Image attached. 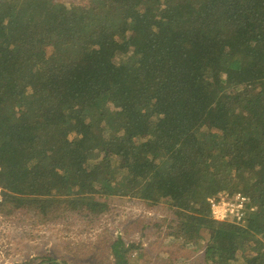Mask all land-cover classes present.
I'll return each instance as SVG.
<instances>
[{
  "label": "trees",
  "instance_id": "trees-1",
  "mask_svg": "<svg viewBox=\"0 0 264 264\" xmlns=\"http://www.w3.org/2000/svg\"><path fill=\"white\" fill-rule=\"evenodd\" d=\"M219 193L243 223L211 217ZM0 195L50 219L161 204L205 262L264 264V0H0Z\"/></svg>",
  "mask_w": 264,
  "mask_h": 264
},
{
  "label": "rangeland",
  "instance_id": "rangeland-1",
  "mask_svg": "<svg viewBox=\"0 0 264 264\" xmlns=\"http://www.w3.org/2000/svg\"><path fill=\"white\" fill-rule=\"evenodd\" d=\"M168 213L161 204L127 197L111 198L108 210L97 216L76 211L50 219L21 209L0 212V264H36L44 257L72 264H112L109 246L116 239L137 246L128 256L140 264H211L203 260L207 231L201 228L196 242L168 234Z\"/></svg>",
  "mask_w": 264,
  "mask_h": 264
},
{
  "label": "built area",
  "instance_id": "built-area-1",
  "mask_svg": "<svg viewBox=\"0 0 264 264\" xmlns=\"http://www.w3.org/2000/svg\"><path fill=\"white\" fill-rule=\"evenodd\" d=\"M247 199L246 196L239 193L234 195V197H230L226 193H219L210 197L208 201L210 203L211 217L217 221H229L232 219L237 223H243L247 213L245 205Z\"/></svg>",
  "mask_w": 264,
  "mask_h": 264
}]
</instances>
